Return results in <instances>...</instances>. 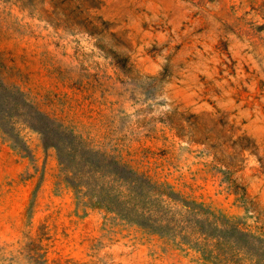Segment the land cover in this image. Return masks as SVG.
Masks as SVG:
<instances>
[{"label":"rangeland","instance_id":"1","mask_svg":"<svg viewBox=\"0 0 264 264\" xmlns=\"http://www.w3.org/2000/svg\"><path fill=\"white\" fill-rule=\"evenodd\" d=\"M0 264H264V0H0Z\"/></svg>","mask_w":264,"mask_h":264}]
</instances>
